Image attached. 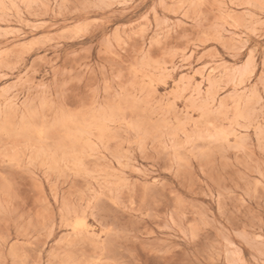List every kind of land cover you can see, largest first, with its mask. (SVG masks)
<instances>
[{"label":"rangeland","instance_id":"obj_1","mask_svg":"<svg viewBox=\"0 0 264 264\" xmlns=\"http://www.w3.org/2000/svg\"><path fill=\"white\" fill-rule=\"evenodd\" d=\"M5 156L0 264H264V0H0Z\"/></svg>","mask_w":264,"mask_h":264},{"label":"snow or ice","instance_id":"obj_2","mask_svg":"<svg viewBox=\"0 0 264 264\" xmlns=\"http://www.w3.org/2000/svg\"><path fill=\"white\" fill-rule=\"evenodd\" d=\"M53 126H55V122ZM4 161H5V167L4 169H0V171L3 172V176H0V179H3L5 184H7V181L9 179L8 165L9 164L14 165L16 161L10 158L9 156H5ZM111 204L113 206H109V204L105 203L102 199H96V198H94L93 201H90L91 210L98 213L95 216V219L100 222L101 227L104 229V231L100 233L101 236H103L105 233H111L114 230L119 232L120 229V225L117 223V220L119 218V212L117 211V209L121 207V204L119 201L116 200H113ZM262 223H264V216H262ZM77 227L78 228L86 227V225L83 223V221H78ZM195 238L196 236L194 233L192 239ZM68 264H78V262H68ZM113 264H120V262L115 261L113 262ZM221 264H223V262H221Z\"/></svg>","mask_w":264,"mask_h":264}]
</instances>
